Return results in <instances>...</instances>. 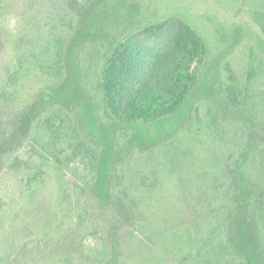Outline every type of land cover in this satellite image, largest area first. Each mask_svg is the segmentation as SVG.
<instances>
[{"label": "trees", "instance_id": "obj_1", "mask_svg": "<svg viewBox=\"0 0 264 264\" xmlns=\"http://www.w3.org/2000/svg\"><path fill=\"white\" fill-rule=\"evenodd\" d=\"M199 4L248 20L264 13V0H0V187L11 179L17 189L0 190V218L12 220L45 185L54 190L51 220L0 264H247L230 238L243 206L264 264V51L243 46L218 61L216 98L197 101L169 140L129 148L134 128L175 117L209 79ZM11 10L21 15L9 29ZM75 85L88 103L65 106ZM86 105L116 128L112 145L83 126ZM248 147L256 174L241 180ZM136 242L147 244L144 258L128 256Z\"/></svg>", "mask_w": 264, "mask_h": 264}, {"label": "rangeland", "instance_id": "obj_2", "mask_svg": "<svg viewBox=\"0 0 264 264\" xmlns=\"http://www.w3.org/2000/svg\"><path fill=\"white\" fill-rule=\"evenodd\" d=\"M16 15L17 11H9L5 22L6 28L11 29ZM18 15L20 16L21 14ZM194 15L202 21L204 30L208 31L211 37L209 40L211 52L208 56V67L205 69L206 72H210L209 79L207 82H203L202 80L197 84L194 94L185 101L181 111L175 117L160 122L151 128H134L129 148L147 150L161 142L169 140L174 131L189 120L193 105L197 101L200 99L210 100L216 98L220 89V82L224 79V74L221 67L218 66V61L220 63L222 60L225 61L237 57L243 46L252 47L257 51H264V13H259L253 20H248L240 14L226 15L223 10L214 5L199 4L195 8ZM37 25L45 30L44 24L41 21ZM154 40L155 37L151 38V40H147L144 37L141 38V41L147 46H152ZM71 97V99L69 98L64 103L65 106H70L72 102L74 104H81L82 100L88 103V100L84 98V94L78 90L77 85L72 88ZM92 108H90V105H86L85 116L82 120L83 126L89 130L94 129L99 135L100 140H106L112 145L117 132L116 128L100 125L96 121L97 119L94 116ZM29 121L30 115H26L21 119L19 128L21 137L26 136ZM14 148L13 145L11 148L6 146L9 152ZM21 154L26 155L23 151ZM114 159L115 157L108 156L99 167L101 181L92 192L93 196L97 199L102 197L99 194L104 192V181L107 179ZM256 169V158L252 149L248 147L238 156V177L242 180L246 176L254 175L256 174ZM2 172V165L0 164V175ZM4 181L5 183L0 187L2 192H4L3 190L9 193L17 191V189L11 187L13 183L11 179ZM53 194L54 190L50 184H47L34 198L27 200L22 211L17 212V216L12 217V220L7 215L0 218V254H5L14 246L16 241L28 234L36 233L51 220ZM240 195L242 197H240L241 201L239 203L243 204L246 192H241ZM192 220L193 217L188 214L184 223L190 224ZM230 235L234 246L244 256L247 264H260L258 243L252 228L245 222L244 206L238 209L235 218L230 223ZM147 252V244L136 242L130 247L128 256L135 259L144 258L143 256H146Z\"/></svg>", "mask_w": 264, "mask_h": 264}]
</instances>
